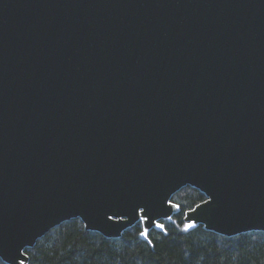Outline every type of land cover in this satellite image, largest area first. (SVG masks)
Returning <instances> with one entry per match:
<instances>
[{
	"label": "water",
	"instance_id": "95a60500",
	"mask_svg": "<svg viewBox=\"0 0 264 264\" xmlns=\"http://www.w3.org/2000/svg\"><path fill=\"white\" fill-rule=\"evenodd\" d=\"M186 187L188 231L264 233V0H0V260L73 219L150 244Z\"/></svg>",
	"mask_w": 264,
	"mask_h": 264
},
{
	"label": "trees",
	"instance_id": "16d2710c",
	"mask_svg": "<svg viewBox=\"0 0 264 264\" xmlns=\"http://www.w3.org/2000/svg\"><path fill=\"white\" fill-rule=\"evenodd\" d=\"M204 200L190 187L174 194L171 202L180 212L172 222H161L163 233L149 232L150 244L139 238L140 223L118 239H107L86 231L77 219L64 222L25 250L28 264H264L263 232L228 238L202 226L183 230L184 213Z\"/></svg>",
	"mask_w": 264,
	"mask_h": 264
},
{
	"label": "snow or ice",
	"instance_id": "6c2138e0",
	"mask_svg": "<svg viewBox=\"0 0 264 264\" xmlns=\"http://www.w3.org/2000/svg\"><path fill=\"white\" fill-rule=\"evenodd\" d=\"M159 227H161V228H163V225H158ZM194 227V224H192V223H189V224H186L185 225V227H184V231H188L189 229H191V228H193ZM140 235L141 236H145V237H147V232L145 231V232H141L140 233Z\"/></svg>",
	"mask_w": 264,
	"mask_h": 264
}]
</instances>
